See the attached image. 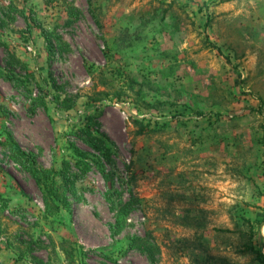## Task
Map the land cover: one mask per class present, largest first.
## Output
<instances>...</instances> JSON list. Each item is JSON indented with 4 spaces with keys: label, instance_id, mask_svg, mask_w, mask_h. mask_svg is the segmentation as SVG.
I'll return each instance as SVG.
<instances>
[{
    "label": "rangeland",
    "instance_id": "374dc122",
    "mask_svg": "<svg viewBox=\"0 0 264 264\" xmlns=\"http://www.w3.org/2000/svg\"><path fill=\"white\" fill-rule=\"evenodd\" d=\"M0 264H264V0H0Z\"/></svg>",
    "mask_w": 264,
    "mask_h": 264
},
{
    "label": "trees",
    "instance_id": "16d2710c",
    "mask_svg": "<svg viewBox=\"0 0 264 264\" xmlns=\"http://www.w3.org/2000/svg\"><path fill=\"white\" fill-rule=\"evenodd\" d=\"M103 143L105 144V140H103ZM17 153H18V155H19V157L21 158V160H22V162L24 163V164H27V165H34L33 167H32V172H33V174H34V176H37V178L39 179V181L41 182V177H44V176H42L41 174L42 173H45L44 171H41L39 168H37L36 166H35V162H31L30 160H29V158H30V156L28 155V154H26L23 150H22V148L21 147H19V146H17ZM31 162V163H30ZM41 176V177H40ZM46 180H45V178L43 179V181L42 182H45ZM259 253V252H258Z\"/></svg>",
    "mask_w": 264,
    "mask_h": 264
}]
</instances>
